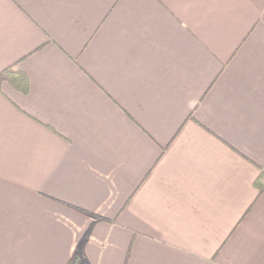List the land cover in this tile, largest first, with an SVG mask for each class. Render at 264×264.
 <instances>
[{
	"label": "crops",
	"instance_id": "obj_1",
	"mask_svg": "<svg viewBox=\"0 0 264 264\" xmlns=\"http://www.w3.org/2000/svg\"><path fill=\"white\" fill-rule=\"evenodd\" d=\"M0 264H264V0H0Z\"/></svg>",
	"mask_w": 264,
	"mask_h": 264
},
{
	"label": "trees",
	"instance_id": "obj_2",
	"mask_svg": "<svg viewBox=\"0 0 264 264\" xmlns=\"http://www.w3.org/2000/svg\"><path fill=\"white\" fill-rule=\"evenodd\" d=\"M0 80H7L12 85L20 90H25L27 86V79L25 74L14 68V66H8L0 72ZM258 192L264 189V182L260 180L257 182ZM89 229L84 233L83 238L79 242L77 248L69 256L64 264H86L83 254L84 243L86 241Z\"/></svg>",
	"mask_w": 264,
	"mask_h": 264
}]
</instances>
